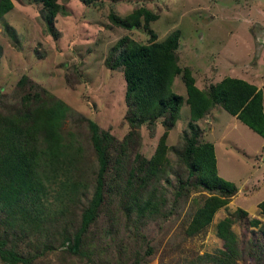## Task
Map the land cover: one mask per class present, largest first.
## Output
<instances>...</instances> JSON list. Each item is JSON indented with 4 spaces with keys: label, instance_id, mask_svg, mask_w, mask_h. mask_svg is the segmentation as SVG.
Masks as SVG:
<instances>
[{
    "label": "rangeland",
    "instance_id": "obj_1",
    "mask_svg": "<svg viewBox=\"0 0 264 264\" xmlns=\"http://www.w3.org/2000/svg\"><path fill=\"white\" fill-rule=\"evenodd\" d=\"M8 1L11 8L0 16V132L9 133L5 125L22 114L21 103L45 110L59 101L68 111L56 125L57 132L63 142L71 134L82 151L78 161L61 170L54 165L47 169L41 154L31 190L26 194L14 191L13 199L11 189L20 182L14 176L12 185L7 175L1 176L7 180H0V240L5 250L16 254L17 264H192L196 256H214L222 250L217 229L226 218L235 238L229 264H264V218L257 207L260 201L254 200L262 198L264 190L250 195L257 187L240 185L228 196L227 188L204 189L187 165L188 148L201 143V131L195 138L182 116L188 117L187 106L182 105V117L167 130L166 150L153 165L152 178L145 181V164L157 150L165 120L145 121L138 130V141L127 142L125 82L122 68L110 56L125 38L147 45L148 30L156 42L177 30L181 31L177 65L192 73L198 89L206 85L200 83L204 70L198 67L196 56L202 53L204 61L216 47L221 53L220 70L230 63L232 72H244L250 64L262 75L264 64L259 63L264 61V48L260 58L247 57L253 54L251 36L244 22L234 20L242 13L236 7L244 8L248 0H54L58 7L54 12L40 0ZM134 11L148 12L157 19L145 24L141 16L134 26L136 20L127 19ZM110 15L126 21L128 27L113 24ZM189 41L196 44L197 54L188 48ZM171 90L184 97L181 73L173 79ZM221 119L225 120L220 123L227 121L225 116ZM88 122L97 126L105 149L103 172L90 144ZM224 128L232 131L229 124ZM227 136L233 142L254 145L241 124ZM35 139L14 138L12 148L30 160L42 148L39 132ZM234 167L222 165L218 171L240 177L249 171ZM99 181L103 186L95 219L74 245L81 216L91 206ZM142 181L147 185H141ZM144 185V194L152 199L149 209L129 212V195L137 200L142 194L138 189ZM212 195L224 204L206 226L186 235L195 211Z\"/></svg>",
    "mask_w": 264,
    "mask_h": 264
},
{
    "label": "trees",
    "instance_id": "obj_2",
    "mask_svg": "<svg viewBox=\"0 0 264 264\" xmlns=\"http://www.w3.org/2000/svg\"><path fill=\"white\" fill-rule=\"evenodd\" d=\"M42 5L50 8L52 12L57 10L54 0H40ZM11 8L8 0L0 1V16ZM143 16L144 23L156 21L157 17L148 12L134 11L127 19L135 21L134 26H138L137 20ZM111 22L115 25L128 27L126 21L120 22L115 16H109ZM149 43L147 45H138L133 41L125 38L117 43L114 50L110 52L111 58L117 60V64L122 68V76L125 82L124 99L127 105L125 121L128 125L129 132L127 142L136 143L138 141V130L145 121H153L159 117L165 121L163 123L165 131L158 141V147L155 153L145 164L146 170L145 181L152 178L155 173L154 164L157 165L166 150V132L172 128L178 119L179 109L182 105L183 98L176 95L171 90L174 77L182 74V81L185 90V104L189 109V120L187 128L192 130L193 136L198 138L200 132L195 122L202 118L211 105L219 104L220 107L229 115L235 117L240 123L245 125L253 133L264 138V118L262 115L261 101L262 91L257 90L255 86L244 81L225 78L218 84L209 87L207 92H202L194 86V80L190 71L186 68L180 69L177 65L176 50L178 47L179 32L171 31L166 37L156 42L155 35L148 30ZM118 50V51H117ZM116 52V54H114ZM113 59V61H114ZM107 63V61H106ZM264 91V86H263ZM24 108L22 114L16 119L12 118L5 125L9 133L0 132V180L2 175H7L11 183L16 177L20 182L18 187L12 190V199L16 198L14 191L21 194L31 190L33 185L32 177L36 160L40 161V155L43 156V164L47 169L52 165L62 167L71 165L81 158V147L73 141L70 134L67 142H63L60 134L57 132L56 125L62 120L68 109L59 101H54L45 110L36 108L30 109L28 103H21ZM152 119V120H150ZM7 120V119H6ZM41 134V150L37 155L31 154L29 160L19 151L12 148L14 138H24L31 141L35 139V134ZM88 132L90 144L95 151L98 161L103 168L106 166L105 149L99 139L97 126L93 122H88ZM188 166L191 165L195 175L201 181L204 189L211 192L227 188L225 194L228 196L236 192L231 182L225 181L218 177L215 170L213 149L209 143H192L188 148ZM144 167V169H145ZM30 168V169H29ZM28 169V170H27ZM56 169V170H57ZM36 179V178H35ZM147 182H141V185ZM13 185V183H12ZM138 189L142 194L137 200L134 195H129L127 208L149 209L152 199H149L143 189ZM103 183L99 181L96 184V190L93 195L91 206L83 212L80 219L79 233L73 238V244L80 242V235L95 219L97 206L101 203V188ZM11 187V186H9ZM0 187V196H2ZM143 195V197H142ZM217 197L212 195L198 208L190 221L186 235H192L206 226L213 212L224 204L222 201L217 203ZM261 215L264 218V200L257 205ZM230 220L223 219L218 223L217 236L222 239V250L214 256H196L192 264L201 262H210L212 264H229L234 251L235 238L228 230ZM0 262L2 264H17L19 259L12 251L4 249V241L0 240Z\"/></svg>",
    "mask_w": 264,
    "mask_h": 264
},
{
    "label": "crops",
    "instance_id": "obj_3",
    "mask_svg": "<svg viewBox=\"0 0 264 264\" xmlns=\"http://www.w3.org/2000/svg\"><path fill=\"white\" fill-rule=\"evenodd\" d=\"M264 1V0H263ZM239 9L242 10L241 16L235 17L236 23H238L239 20L244 22L247 33L251 36L249 40L252 42L253 46V54H249L247 57H253L255 59L260 58V53L262 49L264 48V3H262L261 0H248L246 4L244 5V8L236 7V11L239 12ZM245 12H248L247 14H255L253 18H250L248 15H244ZM254 12V13H253ZM155 22V21H154ZM214 25V23H213ZM172 30H170L171 32ZM169 32V33H170ZM179 32L178 42L181 40V31ZM179 47V46H178ZM177 47V48H178ZM190 50L196 51V44L191 43L189 41V47ZM252 49V48H249ZM203 54L198 53L196 58L199 61L198 67L202 70H204V75L202 73V80L201 84L206 85L205 89H199L203 90L202 92L208 91L209 87L214 86L215 84H218L225 78L229 79H236L244 81L250 85L255 86L257 90L262 91V101H261V109H262V115L264 118V74H260L256 68H252L253 65L248 64L247 69L244 72H237L231 70L230 63L228 64L229 67H226L222 70L219 69V64H222V62L219 60L221 53L219 52V49L216 47L213 48L209 53L205 55V60L203 61ZM264 64L263 59L260 60L259 65ZM258 65V66H259ZM192 74V73H191ZM193 78V75H191ZM175 78V77H174ZM194 79V78H193ZM196 80L194 83V86H196ZM173 83V82H172ZM198 89V88H197ZM185 94V90H184ZM182 105L187 106L185 104V98L184 95ZM181 105V107H182ZM180 107V108H181ZM188 108V106H187ZM180 113V109H179ZM187 119V122L189 120V109H188V117H186L185 114H183ZM182 116H178L181 118ZM222 116H225L227 119L226 122L220 123V121H224L225 119H221ZM175 122V123H176ZM219 123L221 125H219ZM197 128L199 131H201V142L202 143H209L212 146L213 149V156H214V163H215V170L218 177L222 178L225 181L231 182L234 186L238 188L240 185L244 186H252L257 187V189L251 193L250 195L256 193L260 188L264 190V138L259 137L255 133H253L250 129H248L245 125L240 123L235 117L229 115L226 111H224L219 104H213L210 106L206 114L198 119L195 122ZM229 124L231 126V130L235 131L237 130V126L242 125L244 127L246 134L250 137L253 146H250V143L244 144L241 141L233 142L229 140L227 134L232 131H225L224 126ZM175 125V124H174ZM216 126H220L221 131L218 130ZM255 134V136H254ZM240 134L239 136H241ZM242 139H245L244 136L241 137ZM216 143L218 144V147H216ZM234 150L235 153L238 155H233L231 150ZM250 151V152H248ZM258 159V160H256ZM228 166L230 168H235L236 166H242L243 168L249 169V171H246L245 176H239L238 173H234L231 176L224 175L219 173L218 168L220 166ZM238 168V167H236ZM234 180V181H232ZM258 200V202L264 200V194L262 198L260 199H254Z\"/></svg>",
    "mask_w": 264,
    "mask_h": 264
}]
</instances>
